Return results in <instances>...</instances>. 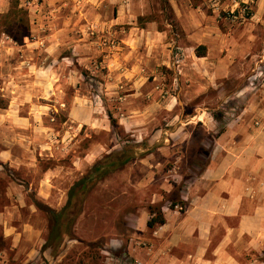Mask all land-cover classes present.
<instances>
[{"label":"rangeland","instance_id":"1","mask_svg":"<svg viewBox=\"0 0 264 264\" xmlns=\"http://www.w3.org/2000/svg\"><path fill=\"white\" fill-rule=\"evenodd\" d=\"M210 1L65 0L62 10L50 12L39 9L41 0H19L24 12L18 17L10 14L11 0H0V113L9 109L14 94L24 92L33 62L45 58L42 48L32 50L28 42L52 34L60 42L53 65L62 75L53 77L52 108L44 120L51 135L48 150L54 147L56 157H63L57 203L62 195L68 201L69 191L95 165L114 160L113 153L134 157L77 193L68 214L81 212L70 234L54 247L53 264H103L107 252L130 255L136 264L130 243L143 248L144 242L134 235L132 219L142 211L150 214L151 207L181 208L180 197L208 164L222 133L264 130V28L246 30L245 20L220 18ZM249 1L250 21L257 3ZM200 47L210 51L209 62L195 59L193 50L197 55ZM227 59L232 75L224 74ZM74 104L79 113L71 118ZM27 112L22 107L21 114ZM239 117L248 123H233ZM14 128L0 123V150L12 143ZM87 154L89 163L77 165ZM59 162L39 158V170ZM13 172L0 164V209L8 204L13 174L29 179L34 188L38 183L36 173ZM40 213L47 232L41 238L48 239L51 217ZM16 254L0 228V264L23 263ZM36 260L49 264L43 249Z\"/></svg>","mask_w":264,"mask_h":264},{"label":"crops","instance_id":"2","mask_svg":"<svg viewBox=\"0 0 264 264\" xmlns=\"http://www.w3.org/2000/svg\"><path fill=\"white\" fill-rule=\"evenodd\" d=\"M251 1L257 3V9L254 18L245 21L248 23L244 28H264V20H261L264 0ZM65 5V0H41L39 9L56 12ZM243 34L245 36L247 32ZM124 42L131 44L128 39ZM59 43L56 34H52L50 39L28 42L27 47L32 50L42 48L45 58L39 63L30 62L33 66L27 71L30 78L22 85L24 92L14 94L9 109L0 113V123L16 127L12 143L0 150V164L14 172L22 170L39 175L34 188L29 179L22 180L13 174L14 178L6 190L8 204L0 209L2 234L10 241L13 254L17 253V258L24 261L21 264H39L36 259L47 242L46 238H41L47 232L36 203L60 211L67 202V197L62 195L60 203H57L56 182L63 157H56L59 152H53L55 144L51 151L48 150L50 128L44 124L47 109L52 108L50 99L55 93L53 77L58 73L62 75L53 65ZM126 54L123 52L121 55ZM193 55L197 60L208 62L211 57L210 51L204 57H198L195 49ZM229 61H225L226 75L234 74ZM14 70L17 72V68ZM233 70L239 74L238 68ZM74 105L68 113L71 118L79 113V107ZM22 107L28 108L27 115L21 114ZM87 120L84 119L83 124ZM246 120L239 117L233 123L243 125L248 123ZM76 121L74 119L73 122ZM90 156L87 154L84 159H78L77 165L89 163ZM39 158L60 162L40 171ZM34 191L35 199L32 200ZM179 203L182 210L162 206L163 225L149 228L151 216L145 211L140 217H135L138 220L132 219L134 235L141 237L145 244L139 248L134 245L136 242L130 243L129 250L136 258V264H264V130L252 128L222 133L210 152L208 164L186 187ZM24 212H28L27 216L22 214ZM43 253L48 263L53 264L51 249Z\"/></svg>","mask_w":264,"mask_h":264},{"label":"trees","instance_id":"3","mask_svg":"<svg viewBox=\"0 0 264 264\" xmlns=\"http://www.w3.org/2000/svg\"><path fill=\"white\" fill-rule=\"evenodd\" d=\"M12 6L15 10H11L10 14L14 16H20L23 14V9H18L19 7V0H11ZM19 24L21 25L23 22L22 17L18 19ZM200 50V51H199ZM206 50L205 47H200L197 49V56L198 57H204L205 53L202 52ZM109 118L111 120L112 125L115 124V121L113 120L112 115L109 113ZM117 154V153H116ZM116 154H112L111 161H108L106 164L102 165L101 163L94 166L92 169V174L84 177L80 181H78L72 189L69 191L68 194V201L66 203V206L61 211H54L51 210V208L41 205L39 203H36L38 208L40 210L45 211L49 216L51 217V228H50V234L47 239L46 244L43 247V252H45L48 249H51L52 253L54 252V247L59 246V244L63 241V238L70 234L72 226L75 222V219L78 217V214L81 212V210H78L77 212L72 215H69L68 212L72 208L74 204V200L76 198V195L79 191H88L90 188L89 186H93L96 182H98L101 178H104L108 174L115 172L117 169L127 165L129 162L133 160V156H127V157H119L116 156ZM150 220L148 221V227L154 228L157 225H163L165 224L164 214L161 210H153L152 207L150 208ZM56 255V254H55ZM52 257L54 255L52 254Z\"/></svg>","mask_w":264,"mask_h":264},{"label":"built area","instance_id":"4","mask_svg":"<svg viewBox=\"0 0 264 264\" xmlns=\"http://www.w3.org/2000/svg\"><path fill=\"white\" fill-rule=\"evenodd\" d=\"M224 0H211L212 8L214 12L219 15H226L228 19L232 21L239 20H248L250 17V1L245 0H232L231 4L226 7L222 6ZM253 3V2H252ZM32 7V3L28 4ZM225 16V17H226ZM177 209L182 210L179 206H176ZM141 246V243H138ZM142 246H145L143 243ZM106 261L103 264H133L132 258L130 255L125 254L124 256H117L112 254L111 252H107Z\"/></svg>","mask_w":264,"mask_h":264}]
</instances>
